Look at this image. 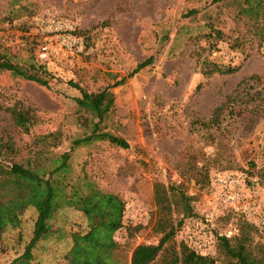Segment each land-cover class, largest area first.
<instances>
[{"label":"rangeland","instance_id":"obj_1","mask_svg":"<svg viewBox=\"0 0 264 264\" xmlns=\"http://www.w3.org/2000/svg\"><path fill=\"white\" fill-rule=\"evenodd\" d=\"M189 10L193 13L186 14ZM208 20L230 38L238 36L241 46L231 49L226 39L213 37ZM253 21L264 24V0H0V50L17 63L32 52L52 76L44 87L0 72V135L8 134L24 156L34 136L59 131L60 142L49 147L44 161L48 165L67 149V138L82 132L80 118L90 117L75 101L79 91L66 81L92 92L111 82L105 72L121 76L151 57L123 84L108 88L112 107L104 128L129 147L98 142L77 148L70 153V174L85 175L124 201L123 225L113 234L121 262L127 263L137 243L157 239L150 230L151 184L159 181L180 184L193 196V218L204 221L212 235L209 254L216 264H227L214 240L227 231L228 237L236 234L241 222L252 225L253 242L264 244V39L253 33ZM99 22L103 25L90 31L88 48L70 33ZM235 66L231 73L219 72ZM14 101L35 114L28 134L18 132L4 110ZM221 103L220 129L203 126ZM202 164L208 167V182L200 186L191 170ZM226 177L239 194L236 209L217 204L225 192L217 179ZM35 214V207H28L19 226L4 233L0 264L22 253ZM138 224L141 228L126 238L125 227ZM85 225L75 209L58 210L31 258L12 264H66L69 232L83 231Z\"/></svg>","mask_w":264,"mask_h":264},{"label":"trees","instance_id":"obj_2","mask_svg":"<svg viewBox=\"0 0 264 264\" xmlns=\"http://www.w3.org/2000/svg\"><path fill=\"white\" fill-rule=\"evenodd\" d=\"M227 0H212L223 2ZM260 6L258 3L256 4ZM253 6H249L252 10ZM193 13L189 10L186 14ZM184 14V15H186ZM255 14V13H254ZM254 20V19H253ZM103 25L95 23L90 28L70 32L81 38L84 48L91 45L90 31ZM206 25L211 35L218 40L226 39L228 47L235 49L241 46L238 36L230 38L216 28L208 20ZM253 33L259 40L264 39V24L259 26L252 22ZM151 57L138 61L124 75L105 72L104 76L111 81L105 86L92 91H84L77 83L67 80L66 84L76 88L80 97L75 98L79 104H84L90 112V117H81L83 130L80 134L67 138V149L59 158L48 159L49 147H56L61 138L59 131H51L34 136L26 155L8 134L0 135V240L6 231L16 229L22 213L34 206L36 214L30 227V236L24 245L22 253L8 264L18 260H29L31 249L37 241L44 239L51 231V220L54 214L65 207H71L84 217L86 228L83 231L69 232L70 245L63 254L66 264H216V258L210 252L201 254L195 252L185 243L174 241L175 231L184 218L196 217L192 211L193 196L187 194L180 184H163L153 181L151 184V202L154 206L150 230L157 235L154 243H137L130 250L127 263L117 258L120 244L113 238L116 230L122 227L124 201L112 192L99 189L85 175L70 174V153L81 147L91 146L98 142L121 149L129 147L121 136L105 130L103 120L112 107V97L109 87L118 86L132 77L139 70L150 64ZM237 67L220 70L221 73H231ZM0 72H7L12 77L31 81L47 87L52 76L43 64L34 59L32 52L24 63L13 61L9 54L0 50ZM199 84L196 85L198 87ZM225 105L221 103L214 107L203 126L220 129L221 115ZM11 124L18 132L28 134L36 123V117L30 107L22 106L18 101L4 106ZM250 168L254 163L247 162ZM191 164L188 167L191 168ZM264 175V169L261 170ZM194 182L200 186L208 182V167L202 164L191 170ZM174 212L180 214L178 219ZM228 214V213H226ZM141 226H126V238H131ZM252 225L241 222L238 232L232 236L219 235L215 237V250L227 264H264V244L252 241L250 230Z\"/></svg>","mask_w":264,"mask_h":264},{"label":"built area","instance_id":"obj_3","mask_svg":"<svg viewBox=\"0 0 264 264\" xmlns=\"http://www.w3.org/2000/svg\"><path fill=\"white\" fill-rule=\"evenodd\" d=\"M217 182L223 184L225 189V192L221 193L219 196L217 204L223 209H236L239 194L235 189L234 184L227 177L218 178ZM227 232V234H224L225 237H228L230 233V231ZM177 237L179 241L185 243L197 253L206 254L210 251L212 235L207 224L200 219L193 217L185 218L180 224Z\"/></svg>","mask_w":264,"mask_h":264}]
</instances>
